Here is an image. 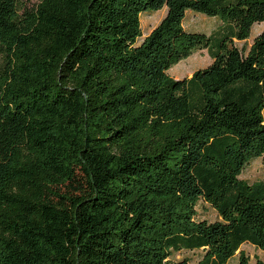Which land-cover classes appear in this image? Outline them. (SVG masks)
Masks as SVG:
<instances>
[{"label":"trees","instance_id":"1","mask_svg":"<svg viewBox=\"0 0 264 264\" xmlns=\"http://www.w3.org/2000/svg\"><path fill=\"white\" fill-rule=\"evenodd\" d=\"M189 11L220 28L187 31ZM263 22L264 0H0V264L264 251V32L236 45ZM202 49L210 65L169 75ZM257 159L263 179L242 180Z\"/></svg>","mask_w":264,"mask_h":264},{"label":"rangeland","instance_id":"2","mask_svg":"<svg viewBox=\"0 0 264 264\" xmlns=\"http://www.w3.org/2000/svg\"><path fill=\"white\" fill-rule=\"evenodd\" d=\"M41 0H26L28 7L33 8L37 6ZM168 8L156 12H145L141 15L142 24V37L145 38L153 29H155L160 22L167 15ZM186 19L184 20V27L189 32H200L204 34L212 33L215 28L221 24L220 19L216 17H208L202 13L189 11ZM264 32V22L255 24L252 28L251 37L247 42H236V45L240 49L248 50L253 43L255 37ZM203 52V53H202ZM195 52L189 58L182 60L177 65H174L169 70V75L178 80L189 79L191 76L186 75V69L198 70L207 67L212 62L211 55L206 51ZM241 179L248 183H254L263 179V165L262 160L257 159L252 161L243 171ZM198 219H207L209 221H215L218 219L217 212L207 203L201 201L197 207ZM244 251L247 256L250 257L251 264H257L258 260H264V251L255 248L251 244H244L240 251ZM233 257L228 264H237L239 259V252ZM203 258V252L198 251H181L175 253L172 259L174 261H180L182 259H188L191 264H199Z\"/></svg>","mask_w":264,"mask_h":264},{"label":"crops","instance_id":"3","mask_svg":"<svg viewBox=\"0 0 264 264\" xmlns=\"http://www.w3.org/2000/svg\"><path fill=\"white\" fill-rule=\"evenodd\" d=\"M188 13H190V12H188ZM188 13H187V15H188ZM187 17V16H186ZM220 26H221V24H219V26L217 27V28H215L214 30H213V32L212 33H209L208 35H211V34H213V33H215L219 28H220ZM151 33V32H150ZM202 51H206L209 55H210V53H209V50H207V49H202V50H196L195 52H202ZM194 52V53H195ZM203 53V52H202ZM213 61V60H212ZM212 62H210V64H211ZM209 64V65H210ZM195 71H197V70H191V69H186V75L187 76H192L193 75V73L195 72ZM177 79V78H176Z\"/></svg>","mask_w":264,"mask_h":264}]
</instances>
